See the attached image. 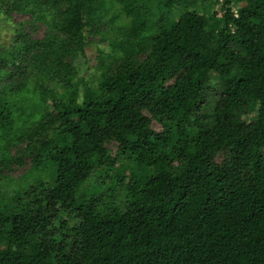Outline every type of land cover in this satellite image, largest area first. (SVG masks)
Returning <instances> with one entry per match:
<instances>
[{
    "label": "trees",
    "instance_id": "1",
    "mask_svg": "<svg viewBox=\"0 0 264 264\" xmlns=\"http://www.w3.org/2000/svg\"><path fill=\"white\" fill-rule=\"evenodd\" d=\"M5 1L0 264H264V0Z\"/></svg>",
    "mask_w": 264,
    "mask_h": 264
},
{
    "label": "rangeland",
    "instance_id": "2",
    "mask_svg": "<svg viewBox=\"0 0 264 264\" xmlns=\"http://www.w3.org/2000/svg\"><path fill=\"white\" fill-rule=\"evenodd\" d=\"M190 2L195 3V7L198 8L200 13L204 12L205 7H208L210 10H216L219 12L220 5H213L214 0H187ZM220 1V0H219ZM12 0H6L5 3H11ZM243 2L237 3L236 5L232 6L233 11L237 9L238 6H241ZM5 4L1 3L0 0V46L2 49H11V43L14 37V28L16 24L23 22L29 19L28 15H23L17 12H10L8 15L4 12ZM111 18V14L108 16ZM44 34V26L39 23L37 25L36 32L33 34L36 38L42 37ZM111 35L110 33L106 36L105 39L99 38V36H87L86 45L84 49V55L79 57L76 61L77 66V76L80 79L85 81H92V84L95 83L96 78L98 76V55L100 51L108 52L109 51V44H110ZM17 79V78H15ZM0 88H1V81H0ZM11 103H14L13 101ZM14 108V107H13ZM11 108V109H13ZM251 118V117H250ZM153 129L156 131L160 130V126L156 123H153ZM112 154L115 151V144L111 143L108 145ZM15 149L11 148L10 153L14 154ZM29 160L27 159L26 165L22 168L12 167L10 170H6L2 168L0 170V196L4 195L5 192L11 193L14 189L15 184L11 182L10 179H16L17 177L26 174L28 167H29ZM112 176V174H110ZM92 181H95L92 180ZM91 190H95V192H110L111 190L114 191L116 194H123V187L115 185L113 179L110 177H105L101 182H95L93 185L90 186ZM8 193V194H9ZM7 195V194H5Z\"/></svg>",
    "mask_w": 264,
    "mask_h": 264
}]
</instances>
